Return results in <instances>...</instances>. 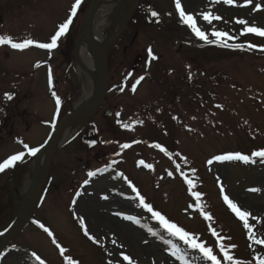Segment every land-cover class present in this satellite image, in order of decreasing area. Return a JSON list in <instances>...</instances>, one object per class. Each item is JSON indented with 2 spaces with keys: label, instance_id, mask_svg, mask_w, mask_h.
Instances as JSON below:
<instances>
[{
  "label": "rangeland",
  "instance_id": "1",
  "mask_svg": "<svg viewBox=\"0 0 264 264\" xmlns=\"http://www.w3.org/2000/svg\"><path fill=\"white\" fill-rule=\"evenodd\" d=\"M5 1L4 7L9 1L12 4L11 9L1 8L4 23L0 24V36L37 43L51 42L76 2ZM84 1L56 48L0 46L5 103L13 101L8 97L17 89L14 99L25 107L20 112L22 123L16 121L14 107L9 108L13 115L5 134L0 133V163L9 154L25 151L23 167L19 164L17 171L9 167L0 172V234L15 219L20 200L31 185L33 156L27 149L43 145L59 119L81 100L83 86L90 88L91 78L79 69L76 57L90 0ZM181 4L208 38H215L214 30L227 32V42L255 39L248 34L264 38L244 32L247 27L264 29V0H252L251 4L235 0L233 5L223 0H181ZM143 7H151L177 25L172 26L174 30L170 24L158 28L134 12L111 46L110 91L102 108L91 119L73 124L74 138L55 153L31 220L4 249L0 264H70V260L75 264H129L125 255L131 264H216L171 234L153 212L211 249L220 264L264 261V244L256 242L264 240V157L255 155L264 151V54L243 50L222 54L202 44L192 48L182 40L181 30L196 41L202 39L181 21L175 0H143ZM204 13L221 19L208 23L202 18ZM109 21L111 27L117 25L116 16L111 15ZM75 40L70 53L64 55L65 42L74 44ZM126 76L127 84L112 91ZM53 78L58 79L55 87ZM109 108L113 113L106 117ZM92 123L100 128L101 144L90 147L74 134ZM125 144L129 147H122ZM237 154L247 156L250 163L216 159ZM97 171L99 174L88 175ZM194 192L201 193L199 200ZM122 195L127 197L125 202ZM225 196L250 213V228L244 230L234 219L243 222L229 208ZM102 209L135 229L130 239L124 241L106 231L90 216ZM205 213L211 219H206ZM225 252L232 256L231 261Z\"/></svg>",
  "mask_w": 264,
  "mask_h": 264
},
{
  "label": "snow or ice",
  "instance_id": "2",
  "mask_svg": "<svg viewBox=\"0 0 264 264\" xmlns=\"http://www.w3.org/2000/svg\"><path fill=\"white\" fill-rule=\"evenodd\" d=\"M82 0H76L75 4L72 7L71 10V15L69 16V18L66 20V22H64L63 24H61L59 26L58 31H56L55 35H53L51 37V42L50 43H37L32 39H25L22 42H14L13 38L11 36H0V46L2 45H10L11 48L16 49V50H25L30 46L35 45L36 47L42 48V49H54L58 46L57 42L59 41V39L64 36L68 29L69 26L72 24V18L75 17L77 9L79 8L80 4H81ZM216 2H220V0H216ZM246 4H251L252 0H245ZM223 3L228 4V5H233L235 3V0H223ZM175 6L177 8V10L179 11V15L181 18V21L188 25V27L191 28L192 32L195 33V35L197 37H199L202 40H206L208 43H220L222 44L224 47H231L232 45H229L228 43L225 42L224 38H228V33L227 32H220V31H213L212 35L216 38L215 41L212 40H208V36L207 34L201 30L200 27L197 26L196 23V19L194 18L193 15L186 13L184 10V7L181 4V0H175ZM261 6L260 5H256V8L259 9ZM153 16H156L157 13L153 12L152 13ZM202 18L206 21H208V23H211L212 20H219L221 19V17L219 16H214L211 13H204ZM241 24H246V21H238ZM245 33H255L257 35H261L264 36V29L261 28H257V27H247L244 29ZM237 47H242L240 45H237ZM149 53H151V49H149ZM155 58V57H154ZM37 67H39V64L37 65ZM144 77H140V80H143ZM137 83H139V81H137ZM133 91H135V89H133ZM53 95L55 96V93H53ZM9 99H11V96L8 97ZM56 103L59 105L60 100L57 97L56 99ZM125 127H128V125H124ZM122 147L127 148L129 147V145L125 144L122 145ZM157 147H159V145H157ZM25 148H28L27 145H25ZM39 152V148H28V154L31 156H35L37 153ZM24 153H19L16 155H13L11 157H9L7 160H5L3 163H0V172H3L6 168L9 167H13L15 166V163L17 161H23V157H24ZM256 156H260V157H264V151H259L257 153H255ZM217 160H243V161H248V157L247 156H243V155H228V156H218L216 157ZM141 163H143V161H141ZM96 173L94 172H89L88 175L94 176ZM187 179V177H185ZM85 183H87V181H85ZM189 186L191 187L192 182L189 180L188 181ZM252 191H255V189H253ZM193 195L196 197L197 200H199L201 193L199 192H194ZM225 202L228 204L229 208L244 222L245 227H251L248 224V217L250 215V213L246 212V211H242L241 208L234 203L232 200H230L228 198V196L224 197ZM140 202L143 203V197L140 198ZM144 207H146L148 209L149 212H153V209L151 208L150 205L144 204ZM153 215L160 221V223L173 235L179 237L180 240H183L186 244L190 245L192 248H198L200 250L201 253L204 254V256L208 257L210 260L215 261L216 264H220V262L217 260V257L215 255L212 254V250L209 248L204 247L202 244L197 243L196 239L192 236H190V234L186 231H184L181 228H178L175 224L170 223L168 220L165 219L164 216H162L159 212H153ZM128 219H132V217H127ZM205 218L206 219H211V217L205 213ZM41 227H43V225H41ZM45 231H48V229H45ZM85 234L87 235V229H85ZM213 234L215 235V231L213 230ZM92 238V237H90ZM94 239V238H93ZM257 243L260 244H264V240H258L256 241ZM113 243H115V241H113ZM221 250H224V245H221ZM64 250L61 249V252H63ZM225 257L228 260H232V256L228 255L227 252H225ZM37 259H39V257H37ZM124 260L129 261V264H131L130 261V257L129 256H124L123 257ZM70 264H75V262L70 260ZM109 264H111V261L109 262ZM261 264H264V261H261Z\"/></svg>",
  "mask_w": 264,
  "mask_h": 264
},
{
  "label": "water",
  "instance_id": "3",
  "mask_svg": "<svg viewBox=\"0 0 264 264\" xmlns=\"http://www.w3.org/2000/svg\"><path fill=\"white\" fill-rule=\"evenodd\" d=\"M99 1L100 0H91L82 26V35H85L92 45L93 53L100 72L95 99L86 107L76 106L74 108V111L62 120L60 125L54 131L48 143L36 155L33 164L32 181L29 187L30 196L29 198L24 196L16 220L4 233L0 242V253L5 248V246L28 224L35 205L47 180L53 156L59 147L58 140L60 136L70 125L82 118L91 116L101 106L109 84V66L107 61L109 48L113 44L115 39L123 32L135 10L140 7L142 0H135L129 12L120 22V26L118 27L114 36L102 48L96 47L92 40V19ZM110 114V111H107V115L109 116ZM42 159L44 160V164L41 168L40 163Z\"/></svg>",
  "mask_w": 264,
  "mask_h": 264
},
{
  "label": "bare ground",
  "instance_id": "4",
  "mask_svg": "<svg viewBox=\"0 0 264 264\" xmlns=\"http://www.w3.org/2000/svg\"><path fill=\"white\" fill-rule=\"evenodd\" d=\"M134 2L135 0L99 1L92 19V40L96 47L102 48L107 44V42H109V40L114 36L118 25L129 12ZM111 15L116 16L117 25L115 27H111L110 25L109 17ZM76 56L79 63V69L86 72L91 78L90 88L87 89L86 86H83L82 97L77 104L79 106H88L95 99L100 72L93 53L92 45L85 35H82L78 41ZM71 129L72 128L69 127L63 132L58 140L59 145L70 139V137L73 135ZM43 163L44 160L42 159L40 163L41 168ZM25 196L29 198V190L26 191ZM99 204L102 205V208H107L108 206L106 203L102 202H99ZM103 209L97 210V212H93V214L91 212L90 216L95 217L96 222H98L101 226H104L106 231H111L114 234L120 235L124 241L130 239L131 234H133V230L135 229L129 228L125 223L111 218V215L103 212ZM64 226L66 227V225Z\"/></svg>",
  "mask_w": 264,
  "mask_h": 264
},
{
  "label": "flooded vegetation",
  "instance_id": "5",
  "mask_svg": "<svg viewBox=\"0 0 264 264\" xmlns=\"http://www.w3.org/2000/svg\"><path fill=\"white\" fill-rule=\"evenodd\" d=\"M2 3H6L5 0H2L1 1V4H0V24H3L4 23V17H3V9H6L7 8H10V4H12L11 1H9L6 5V7H4L2 5ZM128 80V77L124 78V80L122 81H119L120 83H117L116 85H114L112 87V91H115L119 88H122L125 86V82ZM2 83L4 84V81H1L0 80V113L2 114V118L0 119V133H1V136L5 134L6 130H5V127H7V125L9 124V120L10 118L12 117V112H9V108H13L14 107V110H16V121L19 122V123H22V117L20 115V112L25 109V107H21L20 106V100H17V102L15 101L14 98H16L18 95V91L17 89H15L14 91H12L11 93V99H13V101H8L7 103H5V98H4V91H3V88H2ZM17 95V96H16ZM102 108V106H101ZM100 108V109H101ZM99 109V110H100ZM98 110V111H99ZM107 110V109H106ZM105 110V111H106ZM20 115L21 117V120L18 118V116ZM95 131H97L98 133L100 132V128L97 127V125L95 123H92V124H88V125H85L82 127V136H81V139H83L85 141V137H91L93 135H95L96 133H94ZM15 140V139H14ZM14 140H13V143H14ZM96 141L98 142V144H101V140L99 138L96 139ZM87 142H93L91 140H88Z\"/></svg>",
  "mask_w": 264,
  "mask_h": 264
},
{
  "label": "trees",
  "instance_id": "6",
  "mask_svg": "<svg viewBox=\"0 0 264 264\" xmlns=\"http://www.w3.org/2000/svg\"><path fill=\"white\" fill-rule=\"evenodd\" d=\"M153 12H155L154 10H152L151 9V7H150V10H148L147 11V13H143V14H140V13H142L141 11H137L136 12V14H139V17L140 18H142V19H145V17H146V19H147V21L149 22L148 24H150V25H154V26H157L158 28H161V27H164L166 24L163 22V20L162 19H158V20H153V15H152V13ZM157 13V12H156ZM136 14H135V16H136ZM170 28H171V30L173 29V27H172V25L170 24ZM170 28H168V29H170ZM174 30V29H173ZM253 42H255V40L252 38L251 39ZM262 44L264 43V41H262L261 42ZM70 45V48H71V45H72V43H70L69 44ZM261 45V44H260ZM193 46H201V45H199V44H196V43H194L193 42ZM202 46L203 47H208V48H210V49H212V50H218V51H221V52H223L222 54H225V52H227V51H231V49L229 48V47H224L222 44H220V43H216V42H214V43H208V44H202ZM247 52H251L252 53V50H250V49H245Z\"/></svg>",
  "mask_w": 264,
  "mask_h": 264
}]
</instances>
